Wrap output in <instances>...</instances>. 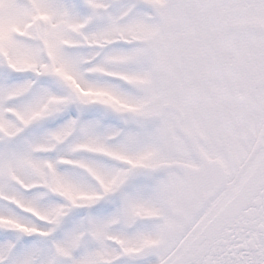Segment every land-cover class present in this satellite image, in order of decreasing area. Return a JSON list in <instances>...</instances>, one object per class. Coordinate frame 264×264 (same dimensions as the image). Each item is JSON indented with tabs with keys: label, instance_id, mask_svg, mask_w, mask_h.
I'll return each mask as SVG.
<instances>
[{
	"label": "snow or ice",
	"instance_id": "6c2138e0",
	"mask_svg": "<svg viewBox=\"0 0 264 264\" xmlns=\"http://www.w3.org/2000/svg\"><path fill=\"white\" fill-rule=\"evenodd\" d=\"M0 264H264V0H0Z\"/></svg>",
	"mask_w": 264,
	"mask_h": 264
}]
</instances>
